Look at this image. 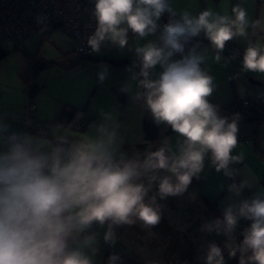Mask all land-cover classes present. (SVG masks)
<instances>
[{"label": "clouds", "instance_id": "clouds-1", "mask_svg": "<svg viewBox=\"0 0 264 264\" xmlns=\"http://www.w3.org/2000/svg\"><path fill=\"white\" fill-rule=\"evenodd\" d=\"M165 12L170 17L176 15L168 0H95L96 29L87 44L97 51L108 39L123 47L129 29L139 37L154 34ZM232 12L234 20L210 9L195 17L182 12L179 20L170 19L164 25L160 46L149 42L136 49L142 59L140 75L144 77L139 83L146 89L145 100L153 120L166 123L183 138L176 152L165 141L143 159L139 155L125 159L123 154L117 159L112 147L115 132L109 133L106 141L88 137L66 146L65 140L53 142L27 132H12L5 137L7 125L0 124V264H92L80 248H71L69 241L94 222L132 224L135 216L145 226L157 225L158 209L144 203L154 182L158 181L162 199L183 193L192 178H198L209 152L215 170H225V175L231 176L228 165L243 160V153L232 155L238 144L236 120L229 122L219 116L216 106L209 103L213 78L200 68L203 57L196 55L194 48L180 59L172 57L182 54L184 43L202 31L218 50H223L235 35H244L246 11L237 5ZM215 59L219 60V55ZM158 64L163 69L159 78L149 80L148 70ZM243 67L264 73V53L248 47ZM100 79H104L103 74ZM98 131L103 133L105 127L99 126ZM159 170L171 175L161 178ZM246 185L247 181H242L239 187L230 185L229 190L239 193ZM238 217L252 223L240 245H226L228 255L234 257L239 247L242 253L251 250L248 260L252 264H264V199L245 200L235 212L227 207L223 220L203 227L209 232L219 234L222 229L230 234ZM105 239H112L111 229ZM92 240L86 236L83 244L89 245ZM114 259L111 256L110 262ZM205 264H224L217 245L208 246ZM239 264H246L243 255Z\"/></svg>", "mask_w": 264, "mask_h": 264}, {"label": "rangeland", "instance_id": "rangeland-1", "mask_svg": "<svg viewBox=\"0 0 264 264\" xmlns=\"http://www.w3.org/2000/svg\"><path fill=\"white\" fill-rule=\"evenodd\" d=\"M168 2L176 15L170 17L169 13L165 12L160 21H157L154 34L139 37L132 32L129 41L131 46L125 45L123 49L133 50L130 52L131 56L124 58L139 59L141 66L142 59L137 54L136 49L149 42L160 46L164 21L179 20L182 12L186 11L195 17L200 11L210 9L213 13L226 15L229 20H234L235 14L232 12V8L237 5L246 11L245 34H237L229 42L244 53L248 47H256L261 53H264V0L259 2L258 0H168ZM257 21L259 23H256ZM50 37L52 42L48 41V38H43L32 32L23 42L16 43L4 39L0 41L1 47L10 52L9 56L2 61L5 64L4 78L8 83L13 84L18 79L17 74L13 73V67L20 60L27 62L26 57L29 58L35 52H38V56L44 61L59 62L58 65L41 72L36 78L39 86L45 87L37 93L33 100L35 121H32V129L27 133L53 142L62 139L66 141L68 146H71L74 144L75 138L84 141L91 137L106 141L108 134L115 132L112 147L116 149L117 159L120 158L121 154L124 155L125 159H133L137 155L143 159L150 152L151 144L144 140L141 126L145 104L140 95L142 86L139 82L143 79L140 71L131 67L113 69L106 65L105 68H109L108 70L111 72L104 73V79L101 80L102 72L93 67L96 65H89L88 60H82L79 64L71 66L69 61L76 62L79 60V56L75 53L76 43L69 35L55 27ZM180 54L175 53L172 59H179ZM195 54L203 57L200 67L213 78V92L207 98L209 103L216 106L218 110L220 107H224L221 108L223 117H226L229 122L235 119L237 124L241 122L247 125L248 122L246 121H237V113L225 109V107L233 99V89L238 98L251 97L247 89H255V86L249 82V79L264 82V73L246 70L243 67V59L238 57L226 43L223 50L216 49L212 44L202 43L195 49ZM217 55L220 57L219 60L215 59ZM162 70L159 64L149 69L148 79H158ZM117 72H120L118 76ZM94 74L95 78L93 79ZM24 75L25 73L22 74V77ZM114 79L118 82L121 81L128 88L129 92L123 91L132 98L130 104L123 110L114 107V97L110 89L112 86L109 84ZM118 82L115 85H120ZM33 83L34 80L25 84L24 77L22 79V84L27 87L28 91ZM12 87L6 85L1 89L0 115H6V106L15 103L17 100V91ZM21 94L25 97L24 119L28 125L27 121L30 120L27 110L28 99L24 92L21 91ZM88 99L90 101L87 108L81 109ZM62 107H66L68 111L72 107L74 108L73 121L80 118L90 119L89 128L80 132L60 121H55V117ZM47 125L49 131L43 132L44 134L40 133L42 127L39 126ZM101 125L105 127L103 133L98 131ZM252 126L254 128V125ZM237 139L238 144L233 149L232 155L243 153V160L231 162L227 171L231 173L230 177L237 187L241 185L242 181H247V185L240 188L239 193L230 191L229 185L223 198L220 199L219 205L216 204L214 208L211 207V210L202 200L197 187L187 189L179 195L167 196L162 199L158 194L157 181L152 184L144 199V203L151 204L152 207L158 209L160 221L157 225L145 226L135 216L132 217L135 221L132 224H112L107 221L100 225L94 222L90 226L94 229V233L90 235L93 237L92 242L89 245H84V239H82L75 241L71 248H80L92 264H205L208 246L215 244L222 251L224 264H239L242 255L246 264H252L248 260L251 256V250L242 253L237 247L236 255L230 257L226 246L236 247L241 244L237 236V227L244 219L243 217H238L237 224L230 234H224L222 229L219 234L216 231L209 232L203 227L205 224H210L219 219L218 216L223 219V212L227 207H232L235 212L245 200L250 202L254 197L264 199V187L262 185L264 180V123L259 125L257 136L240 132ZM165 141H170L177 150L183 138L172 132L168 136H161L158 143L164 144ZM210 157V152L205 154L201 174L206 172V168L212 162L209 160ZM230 168L232 169L230 170ZM157 175L162 178L165 175H171V173L159 170ZM143 182L147 184L146 179ZM153 197L155 198L154 202ZM251 223L252 221L249 222L247 229ZM109 229L112 232V239L106 240L105 235ZM111 256H115L116 259L110 262Z\"/></svg>", "mask_w": 264, "mask_h": 264}, {"label": "trees", "instance_id": "trees-1", "mask_svg": "<svg viewBox=\"0 0 264 264\" xmlns=\"http://www.w3.org/2000/svg\"><path fill=\"white\" fill-rule=\"evenodd\" d=\"M259 1H261V0H258V2ZM55 27L56 26H54V25H50V27L47 29L48 31L46 33L51 32V30L54 29ZM32 32L37 33L39 36H42L43 38H47V35H48V34L43 35V33L38 32L36 30V28ZM32 32L30 31L24 40H26L31 35ZM2 39L9 40L6 38H1L0 41ZM203 39H208L203 31L200 33L199 36L189 38L188 41L186 43H184V52L182 54H180L179 59L182 57V55H187L190 49H193V48L196 49L200 45H202V43L211 44V43L204 42ZM24 40H22L21 42H23ZM16 43H19V41H17ZM226 44L230 49H232V51L236 55H238V57L243 59V57L241 55L244 56L245 55L244 52H241L240 49L236 48L229 41H227ZM101 49H102V45L97 52L86 55V56H79L78 61H76V62L69 61V63L71 64V66H73V65L79 64L82 60H88V61H93V62H102L106 65L111 66L113 69L131 67V68H135V69H138L139 71H141V66H140L141 60H139V59H127V58L114 59L112 57H99V54L101 53ZM9 54H10V52L7 49H3L0 45V61L6 59L9 56ZM29 60H30V62H29L30 64L28 65V69H27L26 75L24 77V83L26 84L27 82L34 80V83H33L32 87L29 91L27 90V87H25V93H26V96L29 100L28 103H33V99L35 98L37 93L40 92L45 87V86H42V87L39 86V84L36 81V78L39 76V74L41 72H43L44 70H46L50 67H53L54 65H58L59 62H57V61H44L40 56H38V52H35L33 55H30ZM143 79H144V77H143ZM263 87H264V85H263ZM254 88L255 89H251V90L247 89L248 92L251 94V97L248 96V97H244L243 99L238 98L235 90L233 89V99L225 107V109L232 110L235 113H237V117H236L237 121L243 120V121L249 122L251 125H254V130H253L252 135L257 136L259 125L261 123H264V88H262V87L261 88L254 87ZM110 89H111V91L113 93V97H114V107H116L117 109L123 110L132 101V98H130L129 96H127L125 94V92L123 91V89L121 88L120 85H113ZM258 91L261 94L260 102H257V96L255 95V93H257ZM140 95H141V97L144 101V104H145V111L142 115V121H141L144 140L151 144L150 151H155L164 145V144L158 143L161 136H163V135L168 136L173 131L170 128V126L167 125L166 123H161V124L155 123V121L153 120L152 114L147 107L146 100H145L146 89H144L143 87H142V91H141ZM89 101H90V99H88L84 103V105L82 106L81 109L87 108ZM244 101H246L247 103L244 104ZM74 115H75V112H74L73 107L69 111L66 109V107H62L60 109V111L57 113V115L55 117V121H60V122H62V124L69 125V126H71V128H74L76 131H80V132L86 131L91 124V120L86 119V118H80L76 121H73ZM27 124L28 125H27L26 131L28 132L32 129L33 123L31 120H28ZM39 127H42V131H40V133L49 131L48 125L47 126H39ZM44 128L45 129L47 128V130H44ZM82 141L83 140L80 138H75L73 143L79 144ZM200 182H201L200 176L198 175V178L194 176L192 178L190 185L187 187V189L197 187L200 184ZM262 185L264 187V180L262 182ZM203 199L205 201L207 200V198L204 196H203ZM207 202H208V200H207ZM209 204L214 207L216 205V201H213L212 203L209 202L208 205ZM211 206H210V209L212 210L213 207L211 208ZM218 217L220 220H223L220 216H218ZM250 221L251 220H247L244 218L241 220L240 225L237 227V236H238L240 242H242V240H243V233L247 230V227H248V224ZM93 233H94L93 227L87 228L83 233H81L79 236H77L74 240L69 241L70 247L73 246L75 241H80V240L84 239V237L90 236Z\"/></svg>", "mask_w": 264, "mask_h": 264}, {"label": "built area", "instance_id": "built-area-1", "mask_svg": "<svg viewBox=\"0 0 264 264\" xmlns=\"http://www.w3.org/2000/svg\"><path fill=\"white\" fill-rule=\"evenodd\" d=\"M94 3L95 0H0V39L21 42L35 28L46 35L54 25L75 41L78 56L95 53L101 44L97 51L87 44L96 29ZM33 112L34 104L29 103L31 121Z\"/></svg>", "mask_w": 264, "mask_h": 264}, {"label": "crops", "instance_id": "crops-1", "mask_svg": "<svg viewBox=\"0 0 264 264\" xmlns=\"http://www.w3.org/2000/svg\"><path fill=\"white\" fill-rule=\"evenodd\" d=\"M122 27H126V25H122ZM52 32H53V29L51 30V32L47 33L48 34L47 38H48V41H50V42H52L51 37H50ZM131 33H132V31L129 29L127 32V37H126V39H127L126 45L129 44V46H131V43H129L130 38H131V35H130ZM101 45H102V49H101V53L99 54V57H114V58L129 57V56H131L130 52L133 50V49H123V47L119 46L118 43H114L108 39H105V41H103L101 43ZM26 59H27V62L20 60V62L17 63L15 65V67H13V73L15 72V74H17V78H18L17 80H15V82H13V84L5 81L4 74H3V71L5 69V64H3V62H2L4 60L0 61V93L2 92L1 89L4 88L6 85L13 86L12 88H14L17 91L16 102L11 104V105L6 106V115H0V124L7 125V132L3 133V135L5 137L7 135L11 134L12 132H16V133H20V134L27 132L26 131V129H27L26 120L24 119V109L26 106L25 105V97L23 94H21V91L25 93V87L22 84V79H23V77H25L27 69H28V65L30 64L29 58L26 57ZM87 63H90L89 65H92V64L96 65L93 67H95V69L97 71L100 70L102 72V74L111 72L110 70H108L109 68H105L106 64H104L102 62L87 61ZM24 73H25V75L22 77V74H24ZM119 73L117 74V76L119 75ZM92 78L93 79L95 78V74L93 75ZM116 79H114L113 81L111 80L110 81L111 83H109V84L111 86L115 85L118 82L117 81L118 79L117 80ZM20 81H21V83H20ZM119 82H120V85L122 86L123 90L125 92H129L128 88L126 86H124V84L121 81H119ZM28 104H27V110H28ZM221 108L223 109L224 107H220L219 108L220 110L217 109V111H218V115L223 117V112H222ZM36 115H37V113H36ZM238 123L239 124H237V127H238L237 136H238V134H240V132H243L244 134H249L252 136L254 128L249 122L247 125H244L241 122H238ZM167 143L170 145L172 152L177 151L172 146L170 141ZM209 160L211 161L212 158L210 157ZM205 171L206 172L204 174H201V173L198 174L201 178V182L197 186L198 191H199L198 193L206 205H208L209 202L211 203L213 201H216V204L219 205L220 199L223 198L224 192L227 190V187L229 185L233 184V180L229 175H225V170H221L220 172H217L215 170V165L212 162L209 163V167H207ZM203 196L207 198L208 202H207V200L205 201L203 199ZM211 207H213V206H211Z\"/></svg>", "mask_w": 264, "mask_h": 264}, {"label": "water", "instance_id": "water-1", "mask_svg": "<svg viewBox=\"0 0 264 264\" xmlns=\"http://www.w3.org/2000/svg\"><path fill=\"white\" fill-rule=\"evenodd\" d=\"M165 24L168 23L167 20L164 21ZM204 42L206 43H211L210 40L208 39H203ZM249 82L252 84V85H255V86H261L262 85V82L258 81V80H254V79H249ZM66 146H68V144L66 143Z\"/></svg>", "mask_w": 264, "mask_h": 264}, {"label": "bare ground", "instance_id": "bare-ground-1", "mask_svg": "<svg viewBox=\"0 0 264 264\" xmlns=\"http://www.w3.org/2000/svg\"><path fill=\"white\" fill-rule=\"evenodd\" d=\"M260 82H262V81H260ZM263 85H264V82H262V85L261 86H255V87H258V88H261L262 87V88H264ZM255 95L257 96V102H260V100H261V94H260V92L258 91L257 93H255ZM33 114H34V120H33V122H34L35 121V105H34V112H33ZM35 123H37V122H35ZM231 169L232 168H230V170Z\"/></svg>", "mask_w": 264, "mask_h": 264}]
</instances>
